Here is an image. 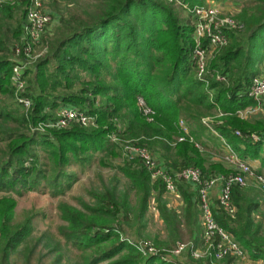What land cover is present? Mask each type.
Instances as JSON below:
<instances>
[{"label": "trees", "instance_id": "16d2710c", "mask_svg": "<svg viewBox=\"0 0 264 264\" xmlns=\"http://www.w3.org/2000/svg\"><path fill=\"white\" fill-rule=\"evenodd\" d=\"M87 1L90 4L75 13L63 14L58 8L51 13L58 23L55 34L50 41L42 40L43 54L25 73V94L32 101L27 110L14 99L10 83L14 63L10 55L16 45L13 41L21 43L27 2L0 5V264H17L16 254L29 264L39 245L53 255L51 264H62L69 245L79 251V260L70 264H211L192 254L203 247L195 186L176 181L183 205L171 207L164 198L165 183L152 179L139 157L124 155L117 164L113 159L123 156L127 142L148 148L154 156L161 150L169 172L191 166L203 178L228 175L222 154L213 159L215 153L200 150L189 140L168 143L178 137V121L184 119L194 141L203 147L209 128L201 118L220 111L214 131L227 139L241 159H259L264 167V142L250 136L263 137L264 123L242 120L236 113L255 105L247 89L264 60V0L243 6L236 18L244 31H228V44L209 57L207 88L194 74L193 28L178 18L171 4L164 0ZM203 1L180 0L188 7ZM78 3L75 0V7ZM51 5L57 7L56 0ZM216 74L224 75L226 81L216 80ZM137 96L154 109V122L141 116ZM61 106L83 110L96 118L98 126L75 123L51 133L31 130ZM236 130L240 136L234 134ZM37 147L52 161L56 172L51 177L45 176ZM96 153H101L100 165L116 168L127 180L125 190L119 189L120 178L113 176L109 184L90 191L93 203L82 201L83 208L60 203L58 211L66 224L60 227L62 238L33 236V214L13 222L16 200L12 193L37 189L44 178L54 185V194L63 193L76 177L65 167L89 164ZM230 204L233 210L213 208L215 220L249 258L264 262V193L255 186L234 183ZM151 205L167 237H155L153 245L160 254L145 257L126 239L149 237ZM183 227L190 245L180 256L169 257L161 249L174 248Z\"/></svg>", "mask_w": 264, "mask_h": 264}, {"label": "built area", "instance_id": "2783aa9c", "mask_svg": "<svg viewBox=\"0 0 264 264\" xmlns=\"http://www.w3.org/2000/svg\"><path fill=\"white\" fill-rule=\"evenodd\" d=\"M20 1L27 2L25 6V23L21 43L16 44L13 49L14 57L12 59L14 63L10 83L14 88L15 100L27 110L31 107L32 101L25 94V73L31 67L30 65H33L44 52L41 37L50 25L53 16L45 9L44 0H0V5L4 3L18 4ZM215 6L212 3L198 4L193 8L184 5L193 18L192 37L194 47L192 49L191 60L194 65V74L198 80L206 84H208L209 69L207 61L209 57L215 51L228 44V31H241L244 29L243 23L235 16L219 17L218 9ZM40 45L43 48L38 52ZM261 64L258 65V73L253 77L247 89V95L255 101V105L252 106H256L264 95V67H260ZM215 78L218 81H226V77L222 74H216ZM136 104L141 115H145L149 121L153 119V115L155 114L154 109L141 96H137ZM252 106L248 107L251 108ZM248 107L238 110L236 113L242 114ZM95 121L96 118L94 116L87 114L83 110L61 106L54 111L53 117L42 121L38 129L34 127L31 129L32 131L44 133L45 128L60 130L68 128L75 123L81 126H90L95 125ZM178 130V137L173 142L168 141L169 144L175 145L177 142L189 140L190 142H194L195 146L200 150L204 149L199 143L194 141L190 135L187 122L184 119L178 121ZM234 134L241 135L240 131L237 130ZM250 136L255 141L262 140L264 142V136L259 137L255 133H251ZM111 138L114 141L117 140L115 135H112ZM221 141L229 150L221 155V159L230 169V172L228 175L217 174L208 178H203L201 171L191 166L176 172H169L146 147L134 146L125 142L123 144V152L130 159L139 157L150 172L151 178H160L165 183V193L171 196V198L180 199L181 197L176 181H185L194 185L199 202L204 248L201 251H198V249L193 250V256L196 258H208L211 264H237L238 260L246 257V253L229 232L217 223L213 215V208L219 206L227 210H233L230 204L231 187L234 183L244 186L247 183V179L251 181V185L259 188L264 193V174L257 172L246 161L238 158L237 154L229 148L224 139L221 138ZM216 187H218V192L215 200H213L212 190ZM126 240L142 256L149 257L160 254V250L147 241L138 243L129 239ZM187 243L177 242L176 246L167 252L168 256L175 257L185 251L188 245H190L189 242ZM161 256L162 258H167L166 255ZM229 257L233 258V260H226Z\"/></svg>", "mask_w": 264, "mask_h": 264}, {"label": "rangeland", "instance_id": "374dc122", "mask_svg": "<svg viewBox=\"0 0 264 264\" xmlns=\"http://www.w3.org/2000/svg\"><path fill=\"white\" fill-rule=\"evenodd\" d=\"M51 1L52 0H44V7L50 13H54V14H55L56 8H58V10L60 11L62 10L63 14H65L66 11L75 13V11H80L81 8H85L87 5L90 4L87 0H78L79 3L75 7V0H56L57 7L53 6L55 8L53 9L51 5ZM164 1L173 6L178 18L181 21H188L192 26L193 18L191 17L189 11L185 9L184 7L185 4L181 3L180 0H164ZM250 2L251 0H204L203 4L204 3L215 4L216 5L215 7L218 9L219 17H225V16H232V17L235 16L236 17L237 14L239 15V13L241 12L243 6L248 5ZM194 6L190 8H193ZM57 25L58 23H57L56 18L52 17V21L50 25L48 26L47 30L42 34L41 42L43 39H47L50 41L53 38ZM242 31H244V29L238 32H242ZM13 44H17V41L14 40ZM42 48H43L42 45H40L38 48V52H40ZM13 55L14 54H11L10 56L14 57ZM261 63H260L261 64L260 67L261 66L264 67V60ZM205 86L207 88L206 83H205ZM214 113L216 114L215 116H213L214 115L213 114V115H208V116H204L201 118V122L205 126L207 125L206 127L209 128V130L212 132L211 133L209 130H206L205 134L207 135H205L204 144L202 145L206 152L212 151L216 155L215 158H219L220 154H224V152L226 153L229 151L227 147L222 143L221 138L226 141L227 145L232 151L234 150L229 145L227 139L221 134L214 131V129L212 128L213 124L216 121L215 119L219 118L223 114L220 111H215ZM261 115H264V95L261 97V100L259 101L258 104H256V106H252L251 108L248 107L247 110L243 111L242 114H237V116L240 119L250 120V121L256 118H257L256 120H261ZM141 116L145 119V121L147 122L149 121L145 117V115L144 116L141 115ZM155 116H156V113L153 115V119L150 120L149 122H154ZM42 121L44 120H40L36 122L33 126H31V128L34 127L38 129V126L40 123H42ZM97 126H98L97 123H95V125L83 126V127L91 128V127H97ZM50 131H51L50 129L45 128L43 132L51 133ZM207 131H209V133ZM189 132H190V128H189ZM37 152L39 154L40 162L42 163L43 167L46 169L45 176L47 178L51 177L56 172V170L52 169L53 164H52L51 159H49V156L47 155L44 149L37 147ZM157 153L161 155V150L158 149ZM100 155L101 153L94 154V157L92 158L89 164H85L81 166L76 163H71L65 167V170L68 173H74V177H75V174H76V177L74 181L71 183L70 187L66 188L63 193L54 194V185H52L45 178L41 180L40 185L37 189L23 191L22 194L12 193V195L15 197V200H16L13 222L18 223L23 219V217L26 214L27 215L33 214V220H32V225H33L32 235L33 236L36 237V236H41L42 234H47V235L52 234L54 235L55 238H62L61 235L59 234L60 227L65 226L66 224H65V221L61 218V215L58 211V205L60 203L65 202L71 206L78 207V208H83L82 201L93 203L92 202L93 197L90 194V191H96L97 189H100L102 184H109L113 176H117L118 178H120L119 189L125 190L127 186L126 184L127 180L121 175L120 172L117 171L116 168L114 169L108 166L100 165L98 161ZM237 157L241 158L238 154H237ZM123 159H124V154L123 156L121 155V157L119 158L117 157L113 159V163L117 164L118 162H121ZM251 168L253 167L251 166ZM246 182L247 183L244 186H251V181L249 179H247ZM129 196L131 200L134 202L133 191H129ZM164 198L167 200L169 206L176 207V208L179 207L177 206V204L176 205L174 204L173 197L171 198V196L165 193ZM212 198L213 199L215 198L214 194L212 195ZM148 218L150 219V222L148 225L149 237H145L141 239L140 238L139 239H129V240L133 242H138V243L141 241H147L150 244H153V239H155V237H159L163 239L167 237L166 232L163 229V224L161 223V220L159 219L158 213L152 205L150 206L149 211H148ZM188 240H189V233L187 229L183 227L181 230L179 241L180 242L183 241L187 243ZM63 243H64V240L62 239V244ZM203 248L204 246L198 249V251H201ZM171 249L162 248L161 250L162 251L165 250L167 253ZM64 252L66 253L62 257V264H70V263H74L75 261L79 260L78 258L79 251L76 250L74 246L69 245V249H64ZM183 253L184 251L176 255L175 257L180 256ZM68 257L69 259L67 260ZM52 258H53V255L51 253H47L46 248L43 247L42 245H39L36 248L35 253L30 257V260L28 263L29 264H51ZM13 259L17 264H26L21 254L14 255ZM202 259L205 260V258H202ZM239 261H237L236 263L239 264ZM100 264H104V262Z\"/></svg>", "mask_w": 264, "mask_h": 264}, {"label": "crops", "instance_id": "0c3cea01", "mask_svg": "<svg viewBox=\"0 0 264 264\" xmlns=\"http://www.w3.org/2000/svg\"><path fill=\"white\" fill-rule=\"evenodd\" d=\"M256 119H254V120H256ZM258 119H260V118H258ZM257 121H262L264 123V115H261V120H257ZM262 133H264V132H262ZM155 157L157 158L158 162L163 165V163H164L163 157L159 154H157V156H155ZM213 159H215V157H213ZM243 160L246 161L249 165H251L255 170H257V171L260 170L264 174V167L261 166L259 159L254 158V159H243ZM252 187H253V185H252ZM217 192H218V187H216L215 189L212 190V195L214 194L216 197ZM180 195H181V192H180ZM213 200H215V198ZM173 201H174V204L175 205L177 204V206H179V207H181L183 205L182 197H180V199H175L173 197ZM263 207H264V204H263ZM239 264H264V262L261 259L253 260L247 256L244 259L240 260Z\"/></svg>", "mask_w": 264, "mask_h": 264}]
</instances>
